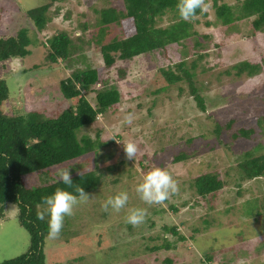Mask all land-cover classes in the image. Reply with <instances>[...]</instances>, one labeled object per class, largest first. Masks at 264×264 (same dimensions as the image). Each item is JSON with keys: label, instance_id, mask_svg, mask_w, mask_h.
<instances>
[{"label": "rangeland", "instance_id": "374dc122", "mask_svg": "<svg viewBox=\"0 0 264 264\" xmlns=\"http://www.w3.org/2000/svg\"><path fill=\"white\" fill-rule=\"evenodd\" d=\"M17 1L23 10L13 14L7 25L8 35L17 34L19 27L33 26L25 10L50 0ZM206 3L207 13L198 15L194 22L198 32L195 37L206 45L205 49L195 47L194 37L178 46L179 55L188 59V65L199 53H207L194 69L206 111L199 108L188 81L180 83L183 91L177 84L157 92L165 85L157 55L141 54L107 68L100 49L86 46L85 60L76 52L71 60L48 64L46 39L65 30L79 44L78 36L87 39L93 31L99 32V10L109 6L124 8V0L56 3L50 9L51 20L46 28L40 33L37 29L29 31L34 40L30 47L33 53L11 59L7 68L0 66V78L6 79L10 89L4 108L11 113L22 110L20 104L25 100L18 96L25 95L29 87L36 97V108L48 118L74 105L75 100L64 99L59 87L77 66L103 68L102 79L107 83L83 90L93 104L96 91L105 84L116 85L122 94L113 111L107 110L95 123L81 128V133L94 138L100 134L101 140L110 144L104 145L97 156L90 154L55 168L47 176L57 178L60 168H70L71 173L74 168L103 173L102 184L88 193V202L77 206L73 216L65 217L60 236L51 239L47 235L44 250L48 264H264V206L258 208V214L255 210L248 213L254 207L253 198L264 201V178L241 179L238 166L247 152L264 150V129L259 124V118L264 116V31L254 33L248 18L224 25L216 15L213 0ZM178 14L167 12L160 24L179 19ZM84 23L88 26L85 31L81 26ZM113 29L118 31L116 26ZM172 56L178 59L175 52ZM244 61L260 66L259 72L238 76L233 66ZM130 113L134 117L131 124L124 120ZM231 119H235L233 132L243 126L254 127L253 136L234 138L233 132L225 128ZM218 124L222 126L220 135L214 132ZM127 140L138 145L136 159H126L123 144L117 142ZM181 152L191 157L175 162ZM116 164L120 165L118 169L111 170L110 166ZM153 167L166 168L178 181L180 191L161 205L149 206L139 198L135 187ZM206 172H217L225 185L216 194L203 197L191 187V181ZM30 180L40 184L37 174ZM122 191L129 194L126 207L120 212L111 208L105 211L102 205L107 198ZM171 204L179 210L172 209ZM133 207L147 209L138 227L126 223L127 212ZM18 214L19 207L14 202L5 204L3 214L0 211V262L30 248V234L19 222ZM173 225L178 234L166 229ZM168 242L172 243L169 248L165 246ZM207 255L213 259L208 260Z\"/></svg>", "mask_w": 264, "mask_h": 264}, {"label": "trees", "instance_id": "16d2710c", "mask_svg": "<svg viewBox=\"0 0 264 264\" xmlns=\"http://www.w3.org/2000/svg\"><path fill=\"white\" fill-rule=\"evenodd\" d=\"M63 1L50 0L25 10L34 25L19 27L15 35H8L7 25L12 22L13 14L21 12L23 8L17 0L0 1L1 67L7 68L11 59L24 58L33 53L30 47L34 40L29 31L37 29L40 33L44 30L51 20V16L48 15L51 7ZM124 2V8L109 6L99 10L101 14L99 32L93 31L87 39L82 35L78 36L79 44L65 30L46 39L48 64H57L60 60H71L76 52H80L85 60L86 46L100 49L105 62L104 67L107 68H111L118 61H129L141 54L157 55L160 61V72L165 81V85L157 92L177 84L180 91H183L180 83L188 81L190 92L199 108L206 111L205 97L195 81L194 69L198 66V60L204 58L207 53L197 52L199 53L197 59H192L188 65V59L181 58L179 55L181 51L178 50V46L183 45L191 37L196 39L195 47L201 48L200 50L205 49L206 45L195 37L198 32L194 29V22L198 19L186 22L179 18L167 25H161L160 21L167 12H178L176 7L178 0H124ZM213 6L218 19L224 25H232L237 20L248 18L254 33L264 31V0H238L235 5L224 0H213ZM206 13L197 10V16ZM69 15H71L70 12ZM81 26L84 31L88 29L86 23ZM114 26L118 28V31L114 32ZM111 35L113 36L109 38ZM204 37L210 39L211 35L205 34ZM172 52L178 55V59L172 56ZM233 68L237 69L238 76L243 74L252 76L259 72L260 66L244 61L234 65ZM102 72V67L77 66L73 69L71 76L62 79L59 89L64 99H74L75 104L55 118L46 117L43 111L36 108L38 104L35 95L30 92V87L25 95L18 96L25 100L20 104L22 110L17 113L7 111L4 106L10 99V89L6 79L0 78V211L3 214L6 203H16L19 207V222L29 232L31 240L27 252L6 259L0 264H48L44 250L48 224L46 218L43 221L37 219V205L42 208L43 197L51 195L58 187L67 189V186L58 182V178L51 180L47 176L51 175L50 172L55 168L73 164L90 154L97 156L104 145L110 144V142H103L100 134L94 138L90 134L81 133V128L95 123L100 115L105 114L109 109L113 111L121 102L122 94L116 85L105 84L103 88L99 87L96 91L95 104L84 95L83 90L88 86L107 83L102 79ZM227 72L230 73V71ZM124 74L125 70L122 69V75ZM234 123L235 119H231L225 124V128L232 131ZM259 124L264 129V116L259 118ZM221 129L222 126L218 124L214 132L220 135ZM254 133V127L243 126L234 131L233 136L236 139L250 138ZM217 138L220 139L219 136ZM190 157L186 152H181L174 161L187 160ZM119 166L116 164L110 168L118 169ZM238 166L241 179L264 178V150L256 153L247 152ZM77 170L74 168V172L71 173L73 184L83 187L86 193L97 190L102 184L101 171ZM35 174L40 178L39 185L32 184L30 180V176ZM224 185L225 181L217 172L199 174L191 181V187L203 197L216 194ZM67 190L74 191V189ZM252 201L255 204L248 213L251 214L254 210L256 214L260 213L258 208L264 206V201L259 198H253ZM171 207L175 211L179 210L176 204H171ZM166 229L175 234L179 233L176 225L166 226ZM181 237L186 239L184 236ZM165 246L169 248L172 243L168 242ZM207 256L208 260L213 259V256Z\"/></svg>", "mask_w": 264, "mask_h": 264}, {"label": "clouds", "instance_id": "9594fccd", "mask_svg": "<svg viewBox=\"0 0 264 264\" xmlns=\"http://www.w3.org/2000/svg\"><path fill=\"white\" fill-rule=\"evenodd\" d=\"M180 19L186 22H193L197 18V10L206 12L209 5L206 0H178L176 5ZM133 115L130 113L124 117L125 122L131 124ZM123 144L126 159H136L138 145L131 140L117 141ZM81 175V173H79ZM58 182L67 186L66 188L58 187L48 196L43 197V208L37 205V219L45 220L47 217L48 237L56 239L60 236L64 226L65 217L74 215L77 206L87 203L90 196L84 188L73 184L70 168H60L57 170ZM180 191L179 183L167 171L166 168H150L136 185L135 192L139 198L147 205H161L169 200L172 196L178 195ZM129 201V194L126 191L109 196L102 207L105 211L111 208L115 212H120L126 207ZM147 209L133 207L128 210L126 223L133 227H138L146 218Z\"/></svg>", "mask_w": 264, "mask_h": 264}]
</instances>
